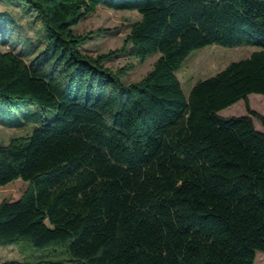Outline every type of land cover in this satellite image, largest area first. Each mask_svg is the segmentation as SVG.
I'll return each instance as SVG.
<instances>
[{
  "label": "trees",
  "instance_id": "1",
  "mask_svg": "<svg viewBox=\"0 0 264 264\" xmlns=\"http://www.w3.org/2000/svg\"><path fill=\"white\" fill-rule=\"evenodd\" d=\"M47 41L31 61L0 49V101L55 110L0 144V245L68 243V264H255L264 252V0H25ZM136 10L122 49L99 55L75 26L98 6ZM255 44L186 94L178 71L196 49ZM144 62L126 83L106 61ZM132 68V66H130ZM128 67V69H130ZM244 100L246 115L221 111ZM11 264V263H8Z\"/></svg>",
  "mask_w": 264,
  "mask_h": 264
},
{
  "label": "rangeland",
  "instance_id": "2",
  "mask_svg": "<svg viewBox=\"0 0 264 264\" xmlns=\"http://www.w3.org/2000/svg\"><path fill=\"white\" fill-rule=\"evenodd\" d=\"M140 18L136 10H116L100 5L74 28L79 34L92 33L82 49L88 54L99 55L122 49L133 24ZM47 35L39 13L29 2L0 0L1 50H14L31 61L44 49ZM255 50L257 46L253 43L234 47L211 44L194 50L178 71L185 93L189 94L201 79L215 75L234 61L249 57ZM158 56L152 55L141 62L129 54L127 46L126 51L106 61V64L114 71L126 68L122 72V79L130 83L142 79L152 69ZM249 103L254 110L264 115V94L252 93ZM247 113L244 100L221 111L225 116ZM54 115V109L39 104L19 101L16 106L9 108L0 101V144H8L13 137L30 134L42 118L52 119ZM253 120L256 127L264 132L261 120L257 116H253ZM28 187L29 183L23 179L0 186V204L6 199L20 198ZM68 243L37 248L28 239H21L13 245H0V264H68L71 257ZM255 264H264V252H257Z\"/></svg>",
  "mask_w": 264,
  "mask_h": 264
},
{
  "label": "crops",
  "instance_id": "3",
  "mask_svg": "<svg viewBox=\"0 0 264 264\" xmlns=\"http://www.w3.org/2000/svg\"><path fill=\"white\" fill-rule=\"evenodd\" d=\"M250 95H251V94H250ZM250 95H249V96H250ZM232 106H233V105H232ZM230 107H231V106H230Z\"/></svg>",
  "mask_w": 264,
  "mask_h": 264
}]
</instances>
